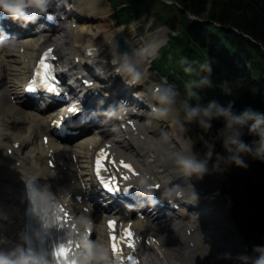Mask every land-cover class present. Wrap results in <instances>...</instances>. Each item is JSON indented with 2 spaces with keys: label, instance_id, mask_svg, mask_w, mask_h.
Wrapping results in <instances>:
<instances>
[{
  "label": "bare ground",
  "instance_id": "6f19581e",
  "mask_svg": "<svg viewBox=\"0 0 264 264\" xmlns=\"http://www.w3.org/2000/svg\"><path fill=\"white\" fill-rule=\"evenodd\" d=\"M74 3V9L76 12L75 15L78 19L83 21V24L86 25L82 29L76 30V46L80 45L78 37L81 33L91 32L92 38L97 39V41L102 44H108L112 35H116L121 32V29L118 28H115L112 31H95L93 28H89L87 20L89 18H93L94 14L97 13L95 0H74ZM63 29H68V27H64ZM58 38L59 36H56V39ZM39 41L40 38L32 39L31 37H28L21 42L26 46V52L24 54L25 57H28L29 59L32 58L35 50L38 48ZM59 43L61 44L62 42L59 41ZM6 49H8L6 53L3 52V48L0 49V151L3 149L6 142H11L13 139L17 138L25 143L24 149L28 152V154L23 155L21 150H15L11 155H4L0 152V161H3V163H0V233H10L14 236V240H19L22 237L19 233V228L24 213L23 208L25 206L26 181L33 177L41 178L51 190L59 191V189L64 186H68L71 189L74 185H72L70 181L74 179L75 176H69V172L72 171V168L75 166H71L68 161V153L73 154L74 152V155H77L79 161L81 162L80 165L82 169L84 168L85 174H88L89 160L86 144L83 145L79 142L77 144L61 143L59 145L52 140L50 141L51 145L57 148L56 151L61 158L64 157V164L68 165L69 169L63 172L61 168H56L54 171H49L46 168L44 165V146L38 139L37 131L31 130V128L35 125H44V119L39 117V114H36L33 117L26 115V111L23 110L21 105L12 104L9 100V96L14 94L18 98L19 103L22 101L19 93L20 91L18 89L13 90V88H11V81L12 79L13 81L15 80L16 74L21 75V79H23V81L27 79L29 76L27 74V63L17 61L16 56H14L15 54L11 53L9 48ZM154 50L155 45L152 43L149 47V51L152 52ZM15 62H19L21 66L18 67L16 64L13 65L12 63ZM111 87L114 88L115 85L111 84ZM5 95L7 96V99H4ZM6 110L7 113H5ZM176 136L180 137L177 127ZM76 145H78V148ZM117 149L122 150L126 155L135 158L139 165L147 167L149 170L158 168V172L162 174L161 177L165 176L166 178L168 176L169 172L167 164H169L170 158L167 150L163 151L161 147H159L156 158H147L146 150L144 149H132L131 147L121 145L118 146ZM196 151L203 154V151H199L197 149ZM170 156H172V160H174V153ZM61 175L66 176V178ZM75 175L77 176V174ZM84 176L88 180L90 179L89 175ZM207 178H211L213 182L220 183V178L214 172L206 173L203 178L192 177L191 179L192 183L198 189L202 190L205 185H207ZM165 182L166 181H164V183ZM179 182L185 181L182 177H180ZM207 192L209 191L204 189V193ZM94 217L98 223V228H100L102 232L103 226L100 215L95 213ZM184 224L185 220L183 218L176 220V227L180 232L181 238L173 236L166 229L159 230L161 245L158 247H152L146 251L148 264H173L177 259H179L180 264H190L189 250L191 249H186L189 244L184 242V238L181 233ZM215 236L216 238L214 237V240L217 241V245L221 249H226V253L231 254V256H228L230 261L238 256L237 252L233 250L230 251V249H233L234 246L231 244L229 238H227V233L216 232ZM95 247H97L96 252H100L99 247ZM96 252H93L92 254L95 256ZM192 259L195 260L194 257H192ZM200 262L203 263L201 259L197 258L196 264H200Z\"/></svg>",
  "mask_w": 264,
  "mask_h": 264
},
{
  "label": "clouds",
  "instance_id": "9594fccd",
  "mask_svg": "<svg viewBox=\"0 0 264 264\" xmlns=\"http://www.w3.org/2000/svg\"><path fill=\"white\" fill-rule=\"evenodd\" d=\"M50 0H0V12H5L14 21L22 26L35 22L41 15L46 14ZM211 72V64L204 62L200 66ZM192 67L185 68L186 72H192ZM118 72L124 73L129 83H137L142 79V73L130 64L127 58L117 68ZM209 77L202 76L200 79H192L185 85L187 98L179 101L183 109L182 119L177 115L176 107L179 90L168 83L156 85L152 93L155 101L151 108L164 118H171L179 122L181 128H186L184 121H196L204 132H209L213 127L214 120H221L222 126L216 129L214 135L201 140L205 146L203 154L194 149L193 142L188 139L183 142V150L175 153L174 164L176 176L171 181H166L163 187V195L170 198H180L189 203H195L199 199V192L192 183V177L203 178L209 172H224L233 165L249 167L247 158L264 161V111L248 106L243 110L234 109V101L226 105L211 99L207 103H192L191 97H199L197 88L210 85ZM225 92L231 89L225 87ZM252 135L251 141H246L245 134ZM217 141L222 145L223 151H217ZM177 177H182L185 182H175ZM146 184V180L141 181ZM148 192V189H142ZM39 197L42 203H47L51 198L48 191H40ZM155 202V201H154ZM87 249L79 257L80 264H104L106 253L103 255L96 252L94 245H85ZM96 252L94 256L92 253ZM231 256L230 253H225ZM240 264H264V244L252 246V251L238 255ZM0 264H43L38 255L23 246L13 249L0 248Z\"/></svg>",
  "mask_w": 264,
  "mask_h": 264
},
{
  "label": "trees",
  "instance_id": "16d2710c",
  "mask_svg": "<svg viewBox=\"0 0 264 264\" xmlns=\"http://www.w3.org/2000/svg\"><path fill=\"white\" fill-rule=\"evenodd\" d=\"M184 1L186 9L209 20L207 27L215 36L214 41L209 37L199 40L197 27L183 28L175 43L200 63L192 66L183 61L184 68L190 66L198 77H209L207 97L216 95L225 105L234 101V109L246 105L264 111V0ZM164 54L180 60V55L170 50ZM204 62L211 64V72L200 67ZM246 63H250L248 70ZM225 87L231 91L225 92ZM258 184L264 193V169ZM254 236L264 239L261 231H254Z\"/></svg>",
  "mask_w": 264,
  "mask_h": 264
},
{
  "label": "snow or ice",
  "instance_id": "6c2138e0",
  "mask_svg": "<svg viewBox=\"0 0 264 264\" xmlns=\"http://www.w3.org/2000/svg\"><path fill=\"white\" fill-rule=\"evenodd\" d=\"M52 52V49H48L45 53H44V57L39 61V64L37 66V68L35 69V76L33 78L32 83L29 85L28 90L31 92H39L40 90H44L46 92L49 93H58L61 91L59 84L56 81V78L53 74V65L50 62V57L49 54ZM37 82H39V88L36 87ZM91 83V82H89ZM60 121H53V124H60ZM64 128L61 127L58 129V131H63ZM107 152L105 151V149H101L100 150V155H98L97 157V161H96V171L97 173H99L101 171V169L105 166V160L107 158ZM0 163H3V161H0ZM112 163L115 164L116 161L113 159ZM121 164H123L125 167L127 168H131L133 171H135V169L133 168V165L131 163H128L124 160L120 161ZM127 178V177H125ZM101 179L104 182V186L109 190V191H116L119 188V181L115 180V178H113V180H115V183L113 182V180H108L105 177H101ZM109 225L111 227H113L114 231L112 233V239H113V248L116 251H120L121 250V244L119 243V241H126L127 245L129 248H134L135 247V239H134V232L133 229L131 227V225H129L127 228H125L124 231V235L123 236H117L116 231H115V226H116V220L112 219L108 221ZM74 244L73 240H68V242L66 244H61L57 250H56V255L58 257H64L66 258L69 254H70V247L71 245ZM130 260L134 259L133 257H129Z\"/></svg>",
  "mask_w": 264,
  "mask_h": 264
},
{
  "label": "rangeland",
  "instance_id": "374dc122",
  "mask_svg": "<svg viewBox=\"0 0 264 264\" xmlns=\"http://www.w3.org/2000/svg\"><path fill=\"white\" fill-rule=\"evenodd\" d=\"M128 1H130V2H132L134 4L135 0H128ZM144 1H146L148 3H151V2L154 1L155 3L162 4V2L159 1V0H144ZM141 3H142V1H141ZM161 10L163 12H167L168 11L166 8H162ZM108 12H109V9H108ZM94 16H95V14H94ZM136 19H140V20L139 21H134L132 27H135L137 32L140 35H143V37L145 39H148L150 37V35L152 34V28L153 27L156 26V28H157V27H163L165 25V23L162 21V19L161 18H157L152 10L143 11L142 14H141V17H138ZM94 22H95L96 26L98 25V22L99 23H103L104 25L108 24V26H109L114 21L112 20L111 15L108 14V15H101L100 19H95ZM151 23H154V24L151 25ZM103 31H105V30H103Z\"/></svg>",
  "mask_w": 264,
  "mask_h": 264
}]
</instances>
